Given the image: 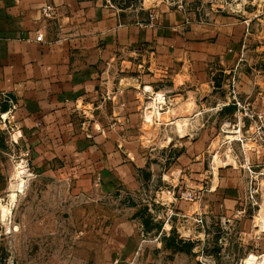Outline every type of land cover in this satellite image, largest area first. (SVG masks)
I'll return each instance as SVG.
<instances>
[{
  "label": "rangeland",
  "instance_id": "obj_1",
  "mask_svg": "<svg viewBox=\"0 0 264 264\" xmlns=\"http://www.w3.org/2000/svg\"><path fill=\"white\" fill-rule=\"evenodd\" d=\"M248 1L102 0L125 21L170 9L194 24L234 13L253 18L256 8L243 6ZM258 19L234 61L213 67L198 88L177 77L148 93L129 78L133 73H119L113 83L137 88L145 120L141 139L149 160L135 190L104 197L94 187L74 188L73 180L35 176L30 165L24 173L15 160L0 196V264H264V23ZM121 219L134 220L138 235L137 253L123 259L105 237Z\"/></svg>",
  "mask_w": 264,
  "mask_h": 264
},
{
  "label": "crops",
  "instance_id": "obj_2",
  "mask_svg": "<svg viewBox=\"0 0 264 264\" xmlns=\"http://www.w3.org/2000/svg\"><path fill=\"white\" fill-rule=\"evenodd\" d=\"M246 5L264 23V0ZM237 16L194 24L167 9L125 21L102 0H0V196L24 157L35 176L104 197L135 190L149 160L141 95L113 82L128 70L145 87L182 77L198 88L249 35L253 18ZM105 237L121 259L138 248L134 220L117 221Z\"/></svg>",
  "mask_w": 264,
  "mask_h": 264
},
{
  "label": "built area",
  "instance_id": "obj_3",
  "mask_svg": "<svg viewBox=\"0 0 264 264\" xmlns=\"http://www.w3.org/2000/svg\"><path fill=\"white\" fill-rule=\"evenodd\" d=\"M53 7L49 4H47L43 9H42V14L45 18H50L53 14ZM154 18V15H149V19L153 20ZM149 87H144V91H147L149 93V90H148ZM20 161V166H21V171H23L24 173L26 172H29V167H28V160L26 159V157L22 158V160H19ZM118 263V259H115L114 260V264H117Z\"/></svg>",
  "mask_w": 264,
  "mask_h": 264
}]
</instances>
